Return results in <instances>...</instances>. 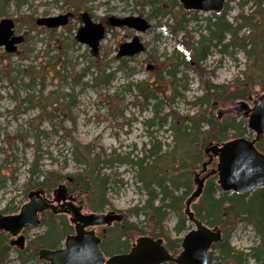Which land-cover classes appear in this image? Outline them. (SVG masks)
<instances>
[{"label": "rangeland", "instance_id": "374dc122", "mask_svg": "<svg viewBox=\"0 0 264 264\" xmlns=\"http://www.w3.org/2000/svg\"><path fill=\"white\" fill-rule=\"evenodd\" d=\"M238 1H229V20L237 12ZM82 11L105 27L97 52L75 38L82 26ZM67 12L71 14L68 22L57 28L36 24L39 17ZM195 12L197 19L189 21V28L195 29L192 34L196 37L197 30H200L196 29L197 25L203 26L204 17L209 13ZM130 15L147 18L150 23V28L140 34L145 50L125 58L123 68L115 72L109 83L104 79L95 80L103 70L108 73L117 67L115 52L118 45L135 33L127 28L109 26L107 18ZM2 18L12 19L15 34L22 35L24 40L13 53L7 54L0 47L1 214L16 213L27 201V192L32 189L30 182L33 184L40 175L34 174L28 182L29 169L35 158L38 170H55L64 176L77 173L80 165L71 157L72 144L65 135L68 130L80 144H88L93 149L92 154L101 153L105 159L128 154L131 158L141 156L144 145L150 146L153 139L162 143L164 150L172 148L171 134L165 126L143 122L152 116L151 105L155 99L145 102L137 96L134 87H127L128 82L153 81L165 58L175 50L176 41L160 33L157 27L158 24L172 23L171 16L151 15V6L146 2L141 4L140 0H12L6 6L5 14L0 16ZM211 50L203 65L214 69L213 82L227 83L241 76L246 65L240 51L220 54L213 48ZM176 76L184 79L169 84L164 73L166 82L160 85V90L167 86L168 91L158 93L160 98L169 102L164 105V111L171 106L181 114H191L196 107L189 102L201 93L197 74L191 67L181 64ZM173 87L180 94L166 101L165 96H171ZM231 134L228 138H232ZM243 136L252 138L253 134L247 131ZM199 168L198 165L194 170L197 172ZM101 173L109 177L106 191L109 204L104 207V212L117 210L124 215L126 209L142 204L146 199V190L137 179L135 169L127 163L113 159L102 165ZM195 187L192 182L190 191ZM77 192L86 201L84 193L80 189ZM8 206L15 209L3 213ZM85 207L88 209L86 203ZM141 219L142 216H128L125 222L138 223ZM176 219V215L169 211L164 221L173 237ZM187 227L191 229L193 224L189 223ZM43 229V225H38L27 229L26 234L24 230L21 233L27 242V236H34ZM226 234L230 245L243 251L258 241L252 226L243 220L237 221ZM2 264H18L14 250L9 253L8 261Z\"/></svg>", "mask_w": 264, "mask_h": 264}, {"label": "trees", "instance_id": "16d2710c", "mask_svg": "<svg viewBox=\"0 0 264 264\" xmlns=\"http://www.w3.org/2000/svg\"><path fill=\"white\" fill-rule=\"evenodd\" d=\"M11 1L0 0V16L5 14V8ZM229 1L225 2L220 13L211 12L204 17V25H197L196 29L200 30H197L195 37L192 34L195 29L189 28V21L197 19L194 15L196 12L183 10L177 0H140L141 4L146 2L151 6V15L172 17V23H165L163 26L158 24L157 27L160 33L173 38L177 44L171 55L165 58L162 69L156 73L153 81L128 82L127 87H134L137 96H141L145 102L150 98L155 99L151 105L152 116L143 122L146 125L156 123L165 126L171 134L172 148L164 150L162 143L153 139L150 146L144 145L141 156L131 158L128 154L120 158L105 159L101 153L92 154L93 149L72 138L71 130H68L65 135L72 144L71 157L80 165L77 173L64 176L55 170H38L35 167L37 158L31 163L28 182L34 174L40 173L33 184L30 182L32 188L39 186L49 193L58 183L66 182L67 177H71V183L67 184H71L73 189H80L86 197L88 208L96 211H103L109 204L106 198L109 177L100 174L102 165L116 159L135 169L137 179L146 190V199L142 204L126 209L124 220L106 231L105 238L108 240L106 247H102L106 256L126 252L138 236L145 234L160 238L168 252L177 254L180 251L181 234L191 224L185 202L192 192L190 190L196 173L194 169L198 165L201 168L207 160L204 147L208 142L228 140L230 132L232 137H239L249 131L244 118L232 114L217 118L216 110L231 107L239 100L250 101L264 91V0H239L232 20L227 18ZM248 4L249 9L246 10ZM212 48L220 54H235L240 51L245 57L246 65L241 76L227 83L213 82L211 76L214 75V69H207L203 65L212 53ZM117 61L118 65L112 72L104 73L103 70L95 80L104 79L109 83L115 72L124 66V58ZM181 64L196 72L201 88L200 95L189 102L196 107L191 114H181L171 106L164 111V105L169 102H165L158 94L168 91L167 86L160 90V85L166 82L164 73L169 84L184 79L176 76ZM179 94L173 87L171 96H165V99L170 100ZM253 94L256 95L253 97ZM255 138V147L264 153V134ZM215 166L216 159H213L207 170L210 171ZM14 209L8 206L2 212H13ZM190 210L195 219L209 227L219 228L222 233L221 240L212 244L208 252L207 264H264V187L242 194L223 192L217 184L216 173H211L204 181L201 195L190 204ZM169 211L177 217L173 227L174 237L164 225ZM128 216H142V219L138 223H127L125 218ZM39 220V225L44 226L43 231L31 237L26 235L27 242L23 250L11 246L9 235L0 231V264L8 261L12 250L16 253L18 264H48L46 261H39V249L59 247L72 229L65 216L53 214L49 210L42 212ZM240 220L249 222L258 239L247 251L234 248L227 240L226 231ZM24 232L26 234L27 229ZM161 264L174 263L168 261Z\"/></svg>", "mask_w": 264, "mask_h": 264}, {"label": "water", "instance_id": "95a60500", "mask_svg": "<svg viewBox=\"0 0 264 264\" xmlns=\"http://www.w3.org/2000/svg\"><path fill=\"white\" fill-rule=\"evenodd\" d=\"M177 1L181 3L184 10L219 13L226 0ZM70 15L68 12L56 16L39 17L36 24L47 28H56L66 24ZM80 17L82 26L77 30L76 40L87 45L93 52H97L99 43L104 37V26L100 22L93 21L87 12H81ZM107 22L111 27L124 26L136 32L128 41L118 45L115 54L117 58L132 57L144 51L145 47L138 35L149 28V23L144 17L110 16ZM13 27L12 19H0V47H3L7 53L15 52L17 45L24 40L22 35L14 34ZM224 114L242 116L246 118L248 128L257 136L264 134V92L252 101V105L244 100H239L232 107L217 109V118ZM254 143L255 139L249 140L243 137L223 143H207L204 153L208 160L203 162L200 172L195 174L196 187L185 202L188 219L193 222V228L183 235L180 244L181 250L176 255L166 250L161 239L140 236L127 252L105 257L98 246L99 238L92 229H86V227L105 226L112 221L120 222L122 220L121 214L109 211L104 214L91 213L82 217H79L80 214H76L71 219L74 223V233L66 235L63 245L59 248H40L38 259L46 261L48 264H161L168 261L174 264H207V253L212 244L221 240V230L216 227L210 228L195 219L190 210V204L201 195L204 180L209 177L210 172L202 177L200 174L205 171L213 158H217L216 167L211 172H216L217 184L222 191L242 194L264 187V154L257 150ZM65 192L66 188L62 184L55 188V200L59 202ZM27 198L28 200L21 205L18 212L0 214V231L10 235V244L21 250L25 246V237L21 231L24 228L31 229L38 226V217L41 212L45 209H50L53 213L68 211L67 208H63V205L58 208L57 205L45 199L41 189L30 190L27 193ZM77 208L79 209L80 206Z\"/></svg>", "mask_w": 264, "mask_h": 264}, {"label": "flooded vegetation", "instance_id": "af4514ba", "mask_svg": "<svg viewBox=\"0 0 264 264\" xmlns=\"http://www.w3.org/2000/svg\"><path fill=\"white\" fill-rule=\"evenodd\" d=\"M71 183V177H67L66 182H60L58 183L51 191V193H46V191L37 186L34 189H41L43 192V197L45 199H47L48 201L52 202L53 204L57 205L58 208L63 205V208H67L68 211H63V212H57L55 213L56 215H62L65 216L66 219L68 220L69 224L71 225V233L74 232V223L71 221L72 218L75 217L76 214H80L82 216H87L91 213L93 214H103L105 213L104 211H96V210H92L90 208L86 209L85 207V203L86 201H84L83 199H81L78 195L77 189H73L71 184H67V183ZM64 185L66 188V192L64 194V197L57 202L55 200V193H54V189L57 188L59 185ZM69 197H71V199H69ZM74 198V199H72ZM68 203V204H67ZM87 204V203H86ZM80 208L78 209L77 207ZM110 211V210H109ZM116 213H121L120 211L114 210ZM76 212V213H74ZM107 212V211H106ZM122 214V213H121ZM123 215V214H122ZM116 221H112L109 225H91L86 227L87 229H92L95 233V235L99 238V247L102 250V247L105 248L106 247V231L115 224Z\"/></svg>", "mask_w": 264, "mask_h": 264}]
</instances>
